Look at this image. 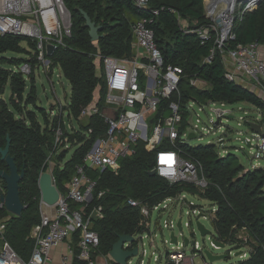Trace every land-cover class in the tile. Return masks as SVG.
I'll return each instance as SVG.
<instances>
[{
  "label": "built area",
  "instance_id": "1",
  "mask_svg": "<svg viewBox=\"0 0 264 264\" xmlns=\"http://www.w3.org/2000/svg\"><path fill=\"white\" fill-rule=\"evenodd\" d=\"M128 1L138 9L147 10L145 16L131 25L132 55L126 58L96 55V61L103 68L100 76L104 93L98 85L93 99L80 109L77 118L72 117L76 125L65 127L64 105L59 104L56 112L50 108L47 113L53 146L46 162L53 184L54 157L65 155L64 150L72 142L80 147L92 140L91 145L81 162L74 166L65 192L58 191L57 201L49 206L53 212H44L40 207V221L30 230L34 246L27 261L21 260L4 240L5 222L0 220V264H46L51 260L52 249L63 243L65 249L60 253V264H99V259L109 264L112 258L109 253L101 254L99 236L93 229V220L103 217V207L97 201L107 192V189H97L99 173L108 170L117 175L121 160L133 156L139 147L153 152L150 171L170 185H182L183 188L154 204L127 198V204L138 209L139 219L133 241L122 244L125 250L137 248L136 254L126 259V264H131L133 257L138 258V264H149V261L145 262L148 253L155 264H194V254L187 256L185 249L190 244L194 253L201 247L188 238L185 243L182 227L177 226L178 221L181 225V217L175 221L170 214L174 207L182 210V206H186V214L195 220L205 218L204 208L188 200V196L207 198L204 192L210 182L200 161L189 156L181 146H190L187 143L190 138L215 135L222 127V118H234L233 111L227 106L246 104L248 108L242 105L236 108L242 112L237 124H247L250 135L242 138V132L237 131L236 139L241 145L248 146L254 161L264 159V108L245 101L227 103L197 98L191 92L184 95L185 86L205 90L208 83L197 75L186 76L180 66L165 63L150 27L159 9L150 8L149 0ZM239 1L238 6L234 2L229 10L224 11L225 0H205V17L209 23L191 29V32L201 44L211 41L214 35L209 55L203 62H210L218 52L224 77L264 101V44L251 42L228 46L234 39L231 31L234 22L240 21L258 3L257 0ZM180 22L182 26L186 25L184 20ZM4 34L20 35L33 41L32 54L37 62L34 72L43 67L48 73L47 46L63 45V39L71 35V16L63 0H0V35ZM31 66L30 61H25L18 70L28 76L32 73ZM207 109L216 115V120L209 116ZM253 110L258 113L253 115ZM89 119L91 122L82 128L80 122ZM249 123L259 124L261 131L255 132ZM217 142L224 147L223 137H218ZM214 147L218 157L228 154V150L217 149L216 144ZM255 163L256 166L251 168H257L259 162ZM42 204L40 202V206ZM164 230L168 231L169 238L163 239L159 247L157 239ZM171 234L176 237L175 243ZM200 254L203 255V251Z\"/></svg>",
  "mask_w": 264,
  "mask_h": 264
},
{
  "label": "trees",
  "instance_id": "2",
  "mask_svg": "<svg viewBox=\"0 0 264 264\" xmlns=\"http://www.w3.org/2000/svg\"><path fill=\"white\" fill-rule=\"evenodd\" d=\"M71 16V35L63 39V45L55 48L48 56L50 71L58 66L70 85L68 103L62 109L69 117L77 118L80 109L92 99L95 89L101 85V76L96 70V55L126 58L132 55V30L134 21L147 14V10L135 7L128 0H63ZM205 0H149L150 8H158L150 27L154 40L165 63L183 68L186 76L197 75L208 83L205 90L184 87V95L193 93L197 98H206L227 103L249 102L264 108V101L254 93L240 87L224 77L220 54L215 53L210 62H203L209 55L212 40L201 44L191 29L206 25ZM102 27L97 41H92L81 12ZM181 20L186 22L182 26ZM234 39L228 46L258 42L264 44V0L247 12L232 27ZM34 42L29 38L14 35H0V93L8 86V100L0 96V147L9 136V154L13 157L18 171L23 170L19 183V197L24 209L19 216L8 213L0 202V220H4L2 233L19 258L27 261L34 240L31 228L40 221V191L37 180L48 170L46 158L53 146L52 128L48 116L41 109L44 126L37 119L35 111L28 110V104H35L34 74L36 60L32 54ZM13 54L7 57L4 54ZM22 54L23 56H14ZM30 61L32 73L24 76L19 66ZM10 67H14L10 68ZM27 77V78H26ZM28 82V83H27ZM89 120L80 122L82 128ZM93 122V121H92ZM80 137L78 141H80ZM92 140L78 147L71 158L63 163V156L54 157L52 174L57 190L63 194L66 184L90 147ZM75 142H72L74 144ZM189 156L198 159L203 173L210 182L204 195L216 204L212 219L214 239L241 250L245 258L230 264H264V169H245L235 162L232 154L216 155L213 144L181 146ZM57 163V164H56ZM62 163V165H60ZM153 167V152L139 147L133 156L120 162L117 175L105 170L99 173L97 189H107L97 201L103 207V217L93 220V229L99 236V250L107 255L112 244L121 234L134 235L137 231L139 212L127 204L133 198L146 204H154L183 188L170 185L164 179L150 175ZM0 169L8 172V166L0 158ZM5 192V182L0 179V196ZM241 229L246 236L239 237ZM109 264H118L109 260Z\"/></svg>",
  "mask_w": 264,
  "mask_h": 264
},
{
  "label": "rangeland",
  "instance_id": "3",
  "mask_svg": "<svg viewBox=\"0 0 264 264\" xmlns=\"http://www.w3.org/2000/svg\"><path fill=\"white\" fill-rule=\"evenodd\" d=\"M205 2V1H204ZM239 2L241 1H235V5L238 6ZM7 57L13 56V54L5 53L4 54ZM14 56H23L22 54L14 55ZM96 64V70L97 73L100 75L103 71L102 65L100 62L95 60ZM13 68L14 67H10ZM52 71V72H51ZM51 71H48L46 73L43 69V67H40L37 72L34 74V88L36 93V101L35 104H28L27 109L35 111L37 115V119L41 122L42 126H44L43 118H42V112L40 110L43 109L46 112H49L50 108H53L55 112L58 110V106L64 105L66 106L68 103V96L70 93V85L67 79L64 77L62 72L60 71L58 66H55ZM27 78V77H26ZM28 83V82H27ZM10 95V91L8 86H6L3 90V93H0V96L4 98L5 100H8ZM238 105H242L244 108H248L246 104H235L233 106H227L230 107V109L233 111L234 118H222L221 124L222 127L219 129L218 132H216L215 135L207 134L203 135L201 137L198 136V138H190L188 140V144L190 146H198V145H206L208 143L216 144L217 149H226L228 150L229 154H232L235 158V162L240 164L243 168L249 169L251 166H256L255 162H259L258 168L264 169V159L254 161L251 158V151L249 150L248 146L246 144L241 145L240 141L236 139L237 131H241L242 135L241 137L249 134L248 125L245 123H241V125H238L239 122L238 117L242 116V112L238 111L236 108ZM207 113H209L210 117L214 118L216 120V115L207 109ZM253 115H256L258 111L253 110ZM63 122L65 127L67 128L70 124L76 125V121L72 117L67 116V111L63 110ZM223 137L224 139V147L219 146V143L217 142L218 137ZM78 148L77 144H68V148L64 151L65 155L63 156V163L69 160L74 153V151ZM63 155V154H62ZM61 155V156H62ZM54 161V160H53ZM57 164V163H56ZM55 165V163H54ZM188 200H192L194 203L202 206L204 208V213L206 215L205 218H200L199 222L204 226L205 229L209 231V233L205 235H201L200 231L198 230L196 226V220L195 217L192 215L186 214V210L188 209L186 206H182V210L180 208L174 207V209L171 211V218H173L175 221L178 220V218L181 217V227H182V234L189 240H195L199 246L201 247L200 250H197V252H194L191 250V245L189 244L187 248L185 249V253L187 256L193 257V263L194 264H209L207 260L204 258L200 252L203 250H208L212 254L220 255V254H226V259L216 260L211 264H230L235 263L238 259L245 258L246 255L244 253L239 256H235L234 252H236L235 249H232L230 245H225L224 248H214L211 244L212 238L214 236V229L212 225V217H213V210H215L216 204L213 202H210L207 198H204L202 196L200 197H193L188 196ZM42 207L44 205L42 204ZM9 213V212H8ZM186 223H189L187 225ZM178 228L175 229V232L178 233ZM239 237L243 238L246 236V232H244L243 229L239 232ZM169 233L167 230H164L162 233V236H159L157 239V243L159 247L162 245L163 239H168ZM180 241H182V237H179ZM242 251H247V248H242ZM149 264H155L152 259L150 258V255L145 257V262H148ZM131 264H138V258L133 257L131 259ZM147 264V263H145Z\"/></svg>",
  "mask_w": 264,
  "mask_h": 264
},
{
  "label": "water",
  "instance_id": "4",
  "mask_svg": "<svg viewBox=\"0 0 264 264\" xmlns=\"http://www.w3.org/2000/svg\"><path fill=\"white\" fill-rule=\"evenodd\" d=\"M260 0H257L259 2ZM84 20H85V26L88 29V34L92 41H97L99 37V32L102 30V27L99 25H96L90 17L85 13L81 12ZM54 45H48L47 46V55L50 56L54 50ZM251 129H253L255 132H260L261 128L259 124L255 123H249ZM9 145H10V139L9 136H6V144L2 148L0 147V158L1 160L5 161V163L8 166V172L5 170L0 169V179H2L5 182V192L0 196V202L2 203L3 207L7 212H9L11 215L19 216L23 209L24 205L20 200L19 197V183L23 178V170L18 171V168L14 162L13 157L9 154ZM150 175H155L153 171L149 172ZM38 188L40 191V202L44 203L47 206H52L58 199L59 192L53 184L51 174L48 171H43L38 180ZM196 224L198 229L201 232V235H205L206 233H209L207 229L204 228V226L199 222V220L196 218ZM178 228H181L180 221L177 223ZM172 242H176V237L171 234ZM185 243H187V238H184ZM126 241L132 242L133 237L128 234H121L118 236L117 240L112 244V248L109 251V255L118 264H126V259L130 256H133L137 252V248H133L131 250H125L122 248V244ZM212 243L217 248H224L225 243L218 241L216 239H212ZM242 250H236L234 252L235 256L242 255ZM203 256L207 260L209 264L213 263L216 260L226 259V254H212L207 249L203 250Z\"/></svg>",
  "mask_w": 264,
  "mask_h": 264
},
{
  "label": "crops",
  "instance_id": "5",
  "mask_svg": "<svg viewBox=\"0 0 264 264\" xmlns=\"http://www.w3.org/2000/svg\"><path fill=\"white\" fill-rule=\"evenodd\" d=\"M62 165V163L60 164ZM44 205V204H43ZM41 210L47 213H52L53 209L50 208L49 206L44 205V207H42V205L40 206ZM65 249V244H60L57 247H54L52 249V253H51V260L48 261L46 264H60V253L61 251H63ZM99 264H105L103 259H99L98 260Z\"/></svg>",
  "mask_w": 264,
  "mask_h": 264
},
{
  "label": "bare ground",
  "instance_id": "6",
  "mask_svg": "<svg viewBox=\"0 0 264 264\" xmlns=\"http://www.w3.org/2000/svg\"><path fill=\"white\" fill-rule=\"evenodd\" d=\"M225 1H226V3H225L224 11L229 10L236 0H225ZM237 1H239V0H237Z\"/></svg>",
  "mask_w": 264,
  "mask_h": 264
}]
</instances>
